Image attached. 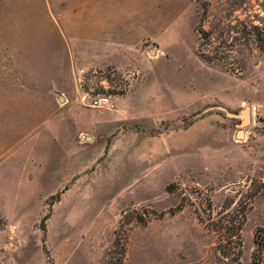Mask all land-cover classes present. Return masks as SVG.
<instances>
[{
	"label": "rangeland",
	"instance_id": "374dc122",
	"mask_svg": "<svg viewBox=\"0 0 264 264\" xmlns=\"http://www.w3.org/2000/svg\"><path fill=\"white\" fill-rule=\"evenodd\" d=\"M133 6L147 15L134 58L81 71L47 31L48 0H0V122L3 104L24 107L13 130L0 123V264H249L264 228V0L99 3ZM95 95L112 109L88 107ZM243 210L239 255L223 256L211 223Z\"/></svg>",
	"mask_w": 264,
	"mask_h": 264
},
{
	"label": "crops",
	"instance_id": "0c3cea01",
	"mask_svg": "<svg viewBox=\"0 0 264 264\" xmlns=\"http://www.w3.org/2000/svg\"><path fill=\"white\" fill-rule=\"evenodd\" d=\"M104 1L111 0H48L50 23L47 31L62 34L64 57L72 70L88 71L127 65L129 63L121 64L114 59L134 58L136 47L146 39L147 15L143 8L133 6L123 12L122 8L117 7L112 10L113 14L105 16L99 8V3ZM1 109L2 127L8 124L10 126L7 128L13 130L15 118L24 119V107L18 98L11 100L10 104H3ZM67 111L76 113V108L70 104L66 106ZM36 112L38 114V107ZM9 113L14 120L9 119ZM32 119L33 116L28 117L27 121ZM65 128H70L71 139L75 134L74 130L71 133L73 127L65 122ZM4 138L0 135V145Z\"/></svg>",
	"mask_w": 264,
	"mask_h": 264
},
{
	"label": "trees",
	"instance_id": "16d2710c",
	"mask_svg": "<svg viewBox=\"0 0 264 264\" xmlns=\"http://www.w3.org/2000/svg\"><path fill=\"white\" fill-rule=\"evenodd\" d=\"M244 223V210L240 213L239 219L236 223L233 224L231 219L224 216L223 218L217 219L216 222L211 223V230L215 231L221 235L218 236V246L219 252L223 256L231 255L238 256L239 249L241 247L239 231ZM2 225V219L0 217V226ZM230 233L228 236H223L222 234ZM115 243H118V238L115 237ZM252 243L254 245V249L250 255L249 264H264L262 260V254L264 251V228H258L254 231L252 235ZM221 245L223 248L221 249ZM217 246V249H218ZM226 249L228 252H223Z\"/></svg>",
	"mask_w": 264,
	"mask_h": 264
},
{
	"label": "built area",
	"instance_id": "2783aa9c",
	"mask_svg": "<svg viewBox=\"0 0 264 264\" xmlns=\"http://www.w3.org/2000/svg\"><path fill=\"white\" fill-rule=\"evenodd\" d=\"M87 106L90 108L112 109V104L109 102V97L102 95L88 97Z\"/></svg>",
	"mask_w": 264,
	"mask_h": 264
},
{
	"label": "bare ground",
	"instance_id": "6f19581e",
	"mask_svg": "<svg viewBox=\"0 0 264 264\" xmlns=\"http://www.w3.org/2000/svg\"><path fill=\"white\" fill-rule=\"evenodd\" d=\"M245 118H246V112L243 110V112H242V120H244ZM236 136L239 138L241 136V134L238 132L236 134Z\"/></svg>",
	"mask_w": 264,
	"mask_h": 264
},
{
	"label": "water",
	"instance_id": "95a60500",
	"mask_svg": "<svg viewBox=\"0 0 264 264\" xmlns=\"http://www.w3.org/2000/svg\"><path fill=\"white\" fill-rule=\"evenodd\" d=\"M244 111L246 112V118L242 120V125H245L247 123V111L246 109H244Z\"/></svg>",
	"mask_w": 264,
	"mask_h": 264
}]
</instances>
